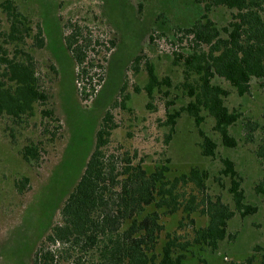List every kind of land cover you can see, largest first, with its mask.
Masks as SVG:
<instances>
[{
	"label": "rangeland",
	"instance_id": "obj_1",
	"mask_svg": "<svg viewBox=\"0 0 264 264\" xmlns=\"http://www.w3.org/2000/svg\"><path fill=\"white\" fill-rule=\"evenodd\" d=\"M14 1L24 14L43 27L46 43L35 50V57L61 127L53 137L51 122L52 133L41 136L44 148L41 159L31 164L19 150L26 138L38 136V131L27 129L15 146L5 129L8 120L0 117V264H32L35 250L60 221V210L85 170L107 111L117 126L106 147L108 154L120 158L128 153L135 162L142 157L148 172L165 164L169 167L167 177L171 179L195 166L208 170L210 197L219 195L230 204V183L220 174L221 159L228 157L235 162L246 200L257 207V212L246 217L237 213L229 223L234 238L222 241L216 252L193 247L184 264H244L253 254L254 264H262L264 157L259 152L264 143V81L253 79L250 92L240 96L225 79L214 78L215 83L230 91L226 103L231 110L240 112L241 117L230 127L238 141L236 147L225 146L214 130V119L206 117L202 129L218 143L213 158L202 155L199 146L202 137L186 112L178 120L170 142H165L169 132L164 125L166 102H174L169 105L170 110L179 109L186 102L181 91L169 88V97L157 94L151 108L143 90L148 81L147 59L153 62L160 77H171L174 86L182 81V68L173 61V52L181 46L175 34L179 27L201 18L204 6L192 0ZM209 17L222 28L231 20V10L214 7ZM73 31H80L82 36L77 38L86 46L83 64L77 62L66 45V38ZM40 120L38 112L31 123L40 126ZM183 216L180 211L162 216L165 230L157 250L165 242L167 232L182 236L191 233L190 219ZM191 217L196 226L207 224V217L199 211ZM257 246L261 249L256 250Z\"/></svg>",
	"mask_w": 264,
	"mask_h": 264
},
{
	"label": "trees",
	"instance_id": "obj_2",
	"mask_svg": "<svg viewBox=\"0 0 264 264\" xmlns=\"http://www.w3.org/2000/svg\"><path fill=\"white\" fill-rule=\"evenodd\" d=\"M192 1L202 4L205 14L191 25L179 27L175 34L181 46L173 52V61L182 68V81L174 86L171 77H160L153 62L147 59L148 81L143 90L151 108L157 94L169 97V88L181 91L186 102L179 109L170 110L169 105L174 102H166L164 125L169 132L165 142H170L178 120L186 112L202 137V155L213 158L218 143L202 129L206 117L214 119V130L228 147L238 145L230 127L241 117L226 103L230 91L215 83L214 78L225 79L240 96L250 92L253 79L264 81V0ZM219 6L231 10V20L222 28L209 17V12ZM0 12V117L8 120L5 129L15 146L27 129L38 131L36 138H26L19 153L26 162L39 163L44 149L41 136L49 133L51 122L53 137L61 127L35 57V50L45 46L44 30L14 0L1 2ZM79 36L80 31H73L66 38V45L77 62L83 64L86 46L79 43ZM139 60L138 57L136 62ZM37 111L40 126L31 123ZM116 127L107 111L85 170L60 210V221L35 250L32 264H184L193 247L216 252L222 241L234 238L229 223L237 213L246 217L257 212V207L246 200L242 177L232 159L222 158L220 170L229 179L230 204L219 195L210 197L208 170L195 166L171 179L165 164L148 172L142 157L135 162L128 153L120 158L108 154L106 147ZM259 155L264 157V143ZM178 211L183 212V219H190L191 233L182 236L167 232L165 242L157 250L165 230L162 216ZM197 211L207 217L206 225L196 226L191 215ZM259 249L261 246L256 247ZM254 262L255 254L244 264Z\"/></svg>",
	"mask_w": 264,
	"mask_h": 264
}]
</instances>
